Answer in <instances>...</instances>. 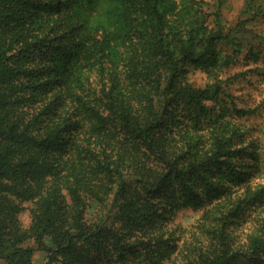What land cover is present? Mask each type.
Returning <instances> with one entry per match:
<instances>
[{
	"label": "rangeland",
	"instance_id": "1",
	"mask_svg": "<svg viewBox=\"0 0 264 264\" xmlns=\"http://www.w3.org/2000/svg\"><path fill=\"white\" fill-rule=\"evenodd\" d=\"M39 2L26 6L19 17L33 14L29 28L35 36L55 26L35 58L43 69L41 79L47 88L54 87L62 104L67 103L59 92L67 63L70 74L81 78L85 72L89 98L94 97L90 89L104 82L119 102L146 120L145 99L132 93L143 87L151 94L140 71L151 63L166 78L172 60L165 52L189 50L193 57L179 62L164 127L157 134L163 153L175 154L186 174L176 182L168 176L156 193L152 227L171 237V246L163 242L160 247L157 241L151 249L163 264H206L216 257L222 264H264V248H251L254 240L264 241V0H158L153 15L148 0ZM51 2L58 8L47 9ZM210 35L214 38L208 41ZM188 86L203 91L198 100L188 96ZM38 102L44 107L48 99ZM123 137L114 133L88 145L100 158L104 150L108 153L99 159L104 165L122 163L119 169L131 181L139 172V158L122 146ZM78 158L89 170L85 177L110 197L117 189L114 175L97 169L90 157ZM154 162L161 163L156 175L166 172L161 157ZM22 205L18 217L28 228L34 205ZM46 261L44 253L35 251L34 264Z\"/></svg>",
	"mask_w": 264,
	"mask_h": 264
},
{
	"label": "trees",
	"instance_id": "2",
	"mask_svg": "<svg viewBox=\"0 0 264 264\" xmlns=\"http://www.w3.org/2000/svg\"><path fill=\"white\" fill-rule=\"evenodd\" d=\"M157 2H147L152 15L157 12ZM40 3L0 0V259L4 264H34L35 251H41L45 264H163L164 259L158 258L150 245L158 241L160 247L163 242L170 247L171 237L165 238L152 227L153 200L165 178L183 181L186 168L175 154L163 153L157 134L164 127L179 62L193 55L188 49L177 55L165 52L172 60L166 78L151 63L140 71L151 94L143 87L132 89V93L145 99L146 120L138 117L133 106L119 102L104 82L90 89L94 97L89 98L85 72L81 78L74 72L71 75L67 63L63 69L68 73L59 91L67 103L62 104L54 87L47 88L41 79L43 69L35 58L44 49L41 44L56 31L55 26L38 30L35 36L29 28L33 14L19 17L26 6ZM57 4L51 2L47 9ZM4 26L9 30L2 32ZM213 38L210 35L208 41ZM161 48L164 52L165 47ZM186 88L188 96L196 100L203 92ZM43 98L48 99L44 107L37 103ZM114 133L124 136L122 146L139 158V172L131 181L119 169L124 168L122 163L104 165L99 159H107L108 153L104 150L100 158L88 145L95 139L113 138ZM79 156L90 157L97 169L114 175L117 189L110 197L99 192L92 178L85 177L87 168ZM156 157H161L166 167L160 175H156L161 164L155 165ZM26 201L34 206L31 224L23 228L18 214ZM93 203L94 210L89 211ZM251 248L262 250L264 241L254 240ZM222 263L216 257L206 264Z\"/></svg>",
	"mask_w": 264,
	"mask_h": 264
}]
</instances>
